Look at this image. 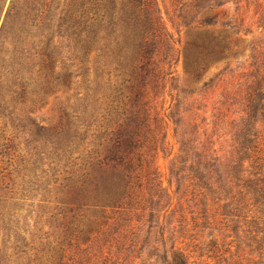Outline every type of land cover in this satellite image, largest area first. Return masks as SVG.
<instances>
[{"label":"trees","instance_id":"16d2710c","mask_svg":"<svg viewBox=\"0 0 264 264\" xmlns=\"http://www.w3.org/2000/svg\"><path fill=\"white\" fill-rule=\"evenodd\" d=\"M8 1L0 0V228L10 234L4 243L12 245L7 249L14 251L16 264H84L80 253L87 256L95 243L106 245L124 226L115 227L124 222L118 218L122 211L143 212L145 203L167 198L152 156L164 139L157 118H152L148 90L173 74L169 64L174 43L163 33L151 0H65L55 32L56 0H37L33 8H27L29 1L23 7L19 0ZM216 23V17L204 21ZM55 35L74 43L81 64L92 61V68H86L81 91L74 96L75 111L67 115L53 154L37 147L25 154L6 119L18 110L37 109L61 91L77 92L67 64L57 71ZM159 45L163 58L155 60ZM236 55L229 37L207 34L197 35L184 48L186 65L196 78L223 64L221 75ZM244 100L246 117L234 125L233 160L221 170L211 163L215 158L191 165L188 179L193 183L187 188L208 228L216 225L221 211L226 228L240 224L233 230L245 228L247 247L257 244L264 251V177H257L264 165L256 130L258 123L264 124V93H247ZM36 137L40 144L42 136ZM34 193V198H46L41 203L52 204L49 222L58 237L29 246L16 230L25 211L20 202ZM229 216L233 219L227 221ZM111 227L115 231L108 234ZM225 245L211 242L209 247L219 254ZM8 258L0 250V264ZM171 264L188 262L182 253H174Z\"/></svg>","mask_w":264,"mask_h":264},{"label":"rangeland","instance_id":"374dc122","mask_svg":"<svg viewBox=\"0 0 264 264\" xmlns=\"http://www.w3.org/2000/svg\"><path fill=\"white\" fill-rule=\"evenodd\" d=\"M24 1L30 2L27 8H33L37 0H19L18 5L23 7ZM151 2L163 33L173 41L176 50L170 58L174 60L169 64H172L170 72L173 74L166 81L152 84L148 90L152 118H157L160 137L164 139V145L157 146L152 156L159 184L167 198L159 204L145 203L143 212L122 211L118 218L124 222L120 221L115 227L124 226L108 238L110 242L106 245L105 241L95 243L91 253L87 256L80 253L78 260H87L84 264H171L173 254L182 253L188 264H264V251H260L257 244L250 243L252 246L247 247L245 228L233 230L240 224L229 223L226 228L223 212L215 215L216 225L208 228L201 211L192 201L191 188H187L193 183L188 179L191 165L197 166L205 159L211 162V158H215L211 163L220 169L233 160L237 147L234 125L246 117L245 96L247 93H264V0H209L201 4L195 0ZM64 4L65 0H56L53 6V32L58 25L56 20L65 9ZM213 17L218 23L204 24L205 19ZM199 34L231 39L237 55L231 59L226 72L218 75L223 69L221 64L196 78L187 67L184 48ZM54 41L58 52L57 71L67 64L77 92L61 91L47 97L44 105L37 109L18 110L6 119L17 136L16 145L25 154L35 147L45 155L53 154L67 115H73L75 111L77 101L74 96L81 91L86 68H92V61L81 64L74 43L67 38L55 35ZM161 47H157L155 60L163 58ZM210 80L213 82L209 83ZM256 130L258 157L263 158L260 163L264 165V124L258 123ZM37 133L42 136L40 144ZM44 157L48 156L42 155ZM257 177H264V168ZM143 188L147 193L146 184ZM34 196L35 193L31 200L20 202L25 211L20 213V230H16L29 246L58 237L57 230L49 222L52 204L41 203L45 197ZM231 219L229 216L227 221ZM221 221L223 223H219ZM196 224L199 228L193 230ZM216 226L217 230L213 229ZM114 231L111 227L108 234ZM8 236L10 234L1 227L0 250H6L9 255V262L5 264H16L14 251L7 249L12 245L4 243ZM13 236L12 242H15ZM211 242H216L219 247L226 245L215 254L209 247Z\"/></svg>","mask_w":264,"mask_h":264}]
</instances>
